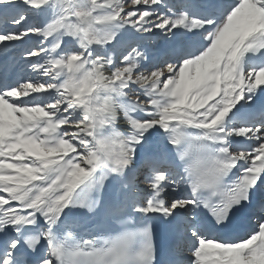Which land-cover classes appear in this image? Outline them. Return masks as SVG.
Masks as SVG:
<instances>
[{
  "label": "snow or ice",
  "instance_id": "6c2138e0",
  "mask_svg": "<svg viewBox=\"0 0 264 264\" xmlns=\"http://www.w3.org/2000/svg\"><path fill=\"white\" fill-rule=\"evenodd\" d=\"M0 54V264H264V0H0Z\"/></svg>",
  "mask_w": 264,
  "mask_h": 264
},
{
  "label": "rangeland",
  "instance_id": "374dc122",
  "mask_svg": "<svg viewBox=\"0 0 264 264\" xmlns=\"http://www.w3.org/2000/svg\"><path fill=\"white\" fill-rule=\"evenodd\" d=\"M153 43H156L155 41L153 42ZM12 56L13 55H15V54H11ZM10 55V57H8L3 63H1L0 62V73H1V71L2 72H4L3 70H2V68H3V66L5 65V64H7L9 67H8V75L9 76H15L16 75V73L19 71V69H17L16 67H15V65L12 63V59H10V58H12V56ZM2 56H4L3 54H0V58L2 57ZM10 59V60H9ZM1 60V59H0ZM9 60V61H8ZM4 64V65H3ZM3 65V66H2Z\"/></svg>",
  "mask_w": 264,
  "mask_h": 264
}]
</instances>
